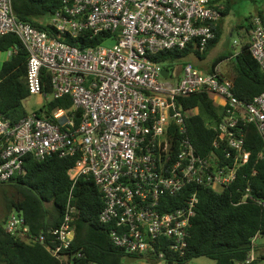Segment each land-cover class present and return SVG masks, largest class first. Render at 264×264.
I'll use <instances>...</instances> for the list:
<instances>
[{
    "label": "built area",
    "instance_id": "2783aa9c",
    "mask_svg": "<svg viewBox=\"0 0 264 264\" xmlns=\"http://www.w3.org/2000/svg\"><path fill=\"white\" fill-rule=\"evenodd\" d=\"M224 9V0H62L46 21L50 33L19 19L13 0H0V36L18 35L29 53L30 94L45 101L72 99L71 110L55 108L47 117L31 111L14 123L0 109V183L25 173L28 156L77 158L68 170L72 188L64 220L51 231L54 244L47 245L52 255L72 260L66 250L75 236L73 189L81 177L92 178L104 195L100 221L113 224L114 244L167 264V252L187 246L198 188L223 192L250 162L245 126L254 124L264 141V91L251 102L239 99L219 63L207 71L186 63L172 81L163 75L164 64L151 58L192 41L204 51ZM109 40L114 43L105 45ZM248 44L264 72V13L253 18ZM46 73L51 92L44 90ZM198 93L218 97L224 110L217 123L208 124L216 136L205 155L189 135L190 109L179 100ZM185 189L189 194L175 206L173 199ZM248 200L264 206L249 184L240 202ZM6 228L21 236L30 231L16 210ZM258 238L247 262L256 259Z\"/></svg>",
    "mask_w": 264,
    "mask_h": 264
},
{
    "label": "trees",
    "instance_id": "16d2710c",
    "mask_svg": "<svg viewBox=\"0 0 264 264\" xmlns=\"http://www.w3.org/2000/svg\"><path fill=\"white\" fill-rule=\"evenodd\" d=\"M234 1L224 0L223 16L214 27L215 37L204 51H200L198 42L192 41L184 49L161 51L152 54L151 58L162 62L166 68L190 62L201 69L199 60L205 59L207 52L220 40L224 17L230 13ZM61 6L62 0H13L19 19L50 33L51 28L46 21ZM263 13L264 7L255 16ZM255 16H248L247 22L238 27L250 32ZM99 41L97 38L94 43ZM14 48L17 52L7 57L0 68V109L13 123L29 113L24 107V101L31 95L26 83L29 53L18 35L9 33L0 36L1 52ZM193 57L198 60L191 61ZM222 62H226L223 74L233 81V92L239 99L251 102L264 91V72L253 57L248 42L243 43L237 54L219 57L214 65ZM43 79L44 90L51 92L50 75L44 74ZM179 100L187 111L190 109L187 117L189 135L198 152L205 155L216 136V131L208 124L217 123L224 110L209 93L193 94ZM45 102L40 109L34 110L45 117L55 108H73L69 96ZM194 107L201 112L192 113ZM245 131L246 146L252 152L250 162L242 167L234 184L223 192L203 186L198 188L199 203L189 228L187 246L183 252H167L165 263L187 264L194 258L207 257L214 264H260L264 259V242L259 243L264 240V206L251 200L240 202L248 184L253 194L264 199V141L254 124H246ZM76 159L55 155L37 160L28 156L25 173L0 183V205H4L0 216V264H143L145 261L157 264V257L128 253L114 244L111 236L113 224L100 221L105 206L104 195L94 180L88 177L79 178L73 189V204L79 212L73 221L75 236L72 246L66 250V257L71 256L72 260H60L51 254L47 245L54 244L51 231L64 220L72 188L68 170ZM188 194V189H185L175 197V206L180 205ZM15 210L25 216L30 228L27 236L12 234L6 228L7 220ZM257 233L260 238L254 244L256 259L247 262L253 248V237ZM41 236L45 237L44 241L40 240Z\"/></svg>",
    "mask_w": 264,
    "mask_h": 264
},
{
    "label": "rangeland",
    "instance_id": "374dc122",
    "mask_svg": "<svg viewBox=\"0 0 264 264\" xmlns=\"http://www.w3.org/2000/svg\"><path fill=\"white\" fill-rule=\"evenodd\" d=\"M264 7V0H235L230 13L224 17L223 33L220 40L207 52L205 59L199 61H205L206 63L216 61L221 56L230 55L231 53H236L241 49L242 42H244V34L242 30L238 27L239 24L247 22L248 16H255L257 12ZM236 41V42H235ZM113 40H109L105 45H112ZM9 51H0V68L2 62L9 57ZM198 60L197 58H192L191 61ZM226 62H222L221 66L224 69ZM45 99L41 94L30 95L24 101V107L27 111L31 112L36 109H40L45 104ZM200 113V109L198 108ZM4 205H0V216L3 214ZM260 240V239H259ZM264 242V240L259 241V243ZM187 264H214V262L207 257H198L192 259ZM260 264H264V259H261Z\"/></svg>",
    "mask_w": 264,
    "mask_h": 264
},
{
    "label": "crops",
    "instance_id": "0c3cea01",
    "mask_svg": "<svg viewBox=\"0 0 264 264\" xmlns=\"http://www.w3.org/2000/svg\"><path fill=\"white\" fill-rule=\"evenodd\" d=\"M240 29L242 30V34H244V31H246V34H244V40H243L244 42H242V44L240 43V45L242 47L243 43L248 42V40L250 38V32L247 31L246 28H244V27L240 28ZM239 51H237V52H239ZM199 62H200L201 70L207 71V70L211 69V67L214 65L215 61L208 62V63H206L205 61H199ZM219 64L221 66L222 63H219ZM182 68H183V65L178 64V63L176 65H174L172 68H166V69L170 70V75L168 73V76H166V77H170V79L172 81H176L182 74ZM221 68H222V66H221ZM222 71H224L223 68H222ZM214 100L218 105H220L223 108L222 104H220V100L218 97H215Z\"/></svg>",
    "mask_w": 264,
    "mask_h": 264
},
{
    "label": "water",
    "instance_id": "95a60500",
    "mask_svg": "<svg viewBox=\"0 0 264 264\" xmlns=\"http://www.w3.org/2000/svg\"><path fill=\"white\" fill-rule=\"evenodd\" d=\"M168 73H169V70H168V69H164V70H163V75H164V76H168Z\"/></svg>",
    "mask_w": 264,
    "mask_h": 264
}]
</instances>
